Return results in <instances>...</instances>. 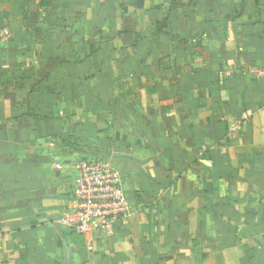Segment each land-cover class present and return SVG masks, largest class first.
Returning <instances> with one entry per match:
<instances>
[{"label":"crops","instance_id":"0c3cea01","mask_svg":"<svg viewBox=\"0 0 264 264\" xmlns=\"http://www.w3.org/2000/svg\"><path fill=\"white\" fill-rule=\"evenodd\" d=\"M93 156L130 216L83 237ZM0 264H264V0H0Z\"/></svg>","mask_w":264,"mask_h":264},{"label":"built area","instance_id":"2783aa9c","mask_svg":"<svg viewBox=\"0 0 264 264\" xmlns=\"http://www.w3.org/2000/svg\"><path fill=\"white\" fill-rule=\"evenodd\" d=\"M61 167L60 163L53 166L54 170ZM75 173L76 181L66 208L56 220L57 227L83 237L105 234L130 216L120 169L99 158H86L76 163Z\"/></svg>","mask_w":264,"mask_h":264},{"label":"rangeland","instance_id":"374dc122","mask_svg":"<svg viewBox=\"0 0 264 264\" xmlns=\"http://www.w3.org/2000/svg\"><path fill=\"white\" fill-rule=\"evenodd\" d=\"M122 189H123V191H124L125 197H126L127 200H128L127 192H126V189H125V182L123 183V187H122Z\"/></svg>","mask_w":264,"mask_h":264},{"label":"water","instance_id":"95a60500","mask_svg":"<svg viewBox=\"0 0 264 264\" xmlns=\"http://www.w3.org/2000/svg\"><path fill=\"white\" fill-rule=\"evenodd\" d=\"M126 158H128V159H132V160H134V161H139L138 159H136L135 157H132V156H126Z\"/></svg>","mask_w":264,"mask_h":264},{"label":"trees","instance_id":"16d2710c","mask_svg":"<svg viewBox=\"0 0 264 264\" xmlns=\"http://www.w3.org/2000/svg\"><path fill=\"white\" fill-rule=\"evenodd\" d=\"M72 146H74V144H71ZM95 156H93V157H85V158H83V159H86V158H94ZM102 160V159H101Z\"/></svg>","mask_w":264,"mask_h":264}]
</instances>
